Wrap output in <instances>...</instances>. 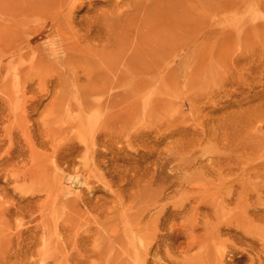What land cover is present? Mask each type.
<instances>
[{
    "label": "rangeland",
    "instance_id": "obj_1",
    "mask_svg": "<svg viewBox=\"0 0 264 264\" xmlns=\"http://www.w3.org/2000/svg\"><path fill=\"white\" fill-rule=\"evenodd\" d=\"M261 263L264 0H0V264Z\"/></svg>",
    "mask_w": 264,
    "mask_h": 264
},
{
    "label": "bare ground",
    "instance_id": "obj_2",
    "mask_svg": "<svg viewBox=\"0 0 264 264\" xmlns=\"http://www.w3.org/2000/svg\"><path fill=\"white\" fill-rule=\"evenodd\" d=\"M259 256H260V255H259ZM260 258H262V257H260ZM251 259H252V258H251ZM251 259H250V260H251ZM262 260H263V259H262ZM261 264H263V263H261Z\"/></svg>",
    "mask_w": 264,
    "mask_h": 264
}]
</instances>
